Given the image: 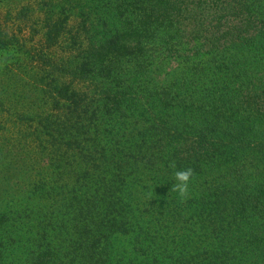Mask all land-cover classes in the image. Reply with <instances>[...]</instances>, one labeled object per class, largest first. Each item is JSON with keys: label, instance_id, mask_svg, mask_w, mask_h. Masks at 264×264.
Here are the masks:
<instances>
[{"label": "trees", "instance_id": "16d2710c", "mask_svg": "<svg viewBox=\"0 0 264 264\" xmlns=\"http://www.w3.org/2000/svg\"><path fill=\"white\" fill-rule=\"evenodd\" d=\"M51 1H56L48 11L53 45L60 44L58 37L66 31L75 32L67 62L54 65L51 74L60 71L75 82L95 85L101 100L87 106V114L78 109L86 94L75 90L72 81L54 78V83H48L49 94L57 93L58 103L64 96L72 97L75 107L67 113V118L73 114L69 119L44 124L48 135L76 147L82 163L87 159L106 163L105 151L114 155L119 150L116 132L99 125L102 117L111 114L144 124L139 130V159L115 164L117 171L107 175L105 195L118 189L119 176L128 164L141 166L145 176L154 168H167L160 184L146 185L152 187L159 205L172 212L190 206L208 211L200 216L207 233L203 241L208 244L196 250L191 240L178 258L173 254V260L167 256L153 263L197 264L202 251L204 264H264V0H191L206 12L228 11L210 20L200 14L195 19L186 16L187 0H154L155 7L149 0ZM72 17L77 26L70 30ZM183 18L197 21L192 37L180 29ZM10 43L0 25V50ZM136 111L144 121L136 119ZM80 115L91 122L80 129L92 126L90 131L81 139L74 135V140L60 133L75 126ZM57 126L59 132L53 129ZM148 126L156 143L144 146ZM83 141L92 148L87 149ZM189 168L187 192L172 190L175 172ZM89 175L85 172L83 178ZM69 197L68 205L87 203L80 208L89 219L84 225L72 218L76 233L65 254L56 253L52 245L32 247L30 225L18 217L22 211L5 209L0 213V264H112L117 238L104 233L100 224L105 236L97 233L98 227L90 224L95 214L89 198ZM103 218L110 232L129 230L123 220ZM92 225L93 232L101 235L87 240L85 231ZM211 241L217 246H210ZM173 242L177 247L184 244L180 238Z\"/></svg>", "mask_w": 264, "mask_h": 264}, {"label": "rangeland", "instance_id": "374dc122", "mask_svg": "<svg viewBox=\"0 0 264 264\" xmlns=\"http://www.w3.org/2000/svg\"><path fill=\"white\" fill-rule=\"evenodd\" d=\"M149 2L151 7L156 6L154 0ZM187 2L189 3L184 6V14H192L194 19L195 14L210 20L212 15L218 18V15H226L228 12L218 8L210 10V13L204 11L202 6L201 9L196 8L197 4L191 0ZM54 3L56 1L51 0H0V25L11 41L7 49L0 50V213L5 209L22 211L18 217L21 221L25 219L30 225L27 233L32 247L52 245L56 253L65 254L71 246V235L75 236L76 233L72 218L84 225L88 224L89 219L86 211L82 212L80 208V205H87L86 202L78 201L75 205H68L66 199L71 198L69 196L82 195L81 198H89V207L94 210L95 219L89 222L98 227L97 233L104 226V233L109 232L117 238L114 246L116 255H113L112 264H154V260H166L167 256L173 260L172 255L177 257L181 250L190 245L191 240L194 241L196 250L202 248L208 242L203 241L207 233L200 216L205 217L208 211L203 207L197 210L194 206L177 212L165 210L159 205L152 187H146L160 184L159 178L168 175L169 169L154 168V172L146 175L152 177H146L141 166L128 164L121 171L118 189L110 190L105 195V185L109 183L107 175L117 171L115 164L139 159V130L144 124L126 121L111 114L102 117L99 125L108 126L116 132V148L119 150H115L114 155L109 150L105 151L108 157L105 158L106 163L102 159H97L96 162H89L90 159H87L86 164L82 163L76 147L66 146L64 139L59 140L48 135L44 124L60 123L67 118V113L72 112L70 108L75 107L72 97L64 96L58 103L57 93L49 94L48 83H54V78L60 82L72 81L75 90L86 94L82 106L78 107L85 113L87 106L101 100L95 85L75 82L73 77L60 71L51 74L54 65L58 67L67 62L75 34L74 31H66L58 37L60 44L53 45L54 40L48 35V11ZM189 8L192 10L190 13ZM56 20L57 18L53 22ZM184 20L179 24L180 29L186 35L191 32L192 37L194 22L197 21ZM68 23L70 30L77 26L73 17ZM49 74L51 77L47 78ZM135 115L136 119L145 120L144 116L139 115V111ZM81 118L82 115L76 122L73 117L72 123L76 122L75 126L69 125L67 130L60 133L72 136L68 138L73 140L74 135L81 139L92 128L87 126L80 129L83 124H91L88 118ZM58 127L53 129L58 131ZM57 131L54 132L55 136H59ZM154 136L148 126L143 135L146 142L144 146L156 143ZM82 144L87 149L92 148L85 141ZM131 170L132 173H129ZM85 172L91 174L86 179L83 178ZM89 177L91 180L87 182ZM98 178L103 181L95 183ZM126 179L128 181L124 183ZM36 185L40 187L34 192ZM106 215L108 220H123L129 230L110 232L111 228L103 223ZM224 224L227 226V222ZM93 225L89 231H85L87 240L101 234L105 236L103 232H93ZM210 235L214 236L211 233ZM179 238L184 241L182 247H177L176 242H173ZM212 242L210 246L216 247L217 243ZM136 248H143L144 253ZM203 256V252H199L197 264H204Z\"/></svg>", "mask_w": 264, "mask_h": 264}, {"label": "clouds", "instance_id": "9594fccd", "mask_svg": "<svg viewBox=\"0 0 264 264\" xmlns=\"http://www.w3.org/2000/svg\"><path fill=\"white\" fill-rule=\"evenodd\" d=\"M191 176H192V170L190 168L177 170L175 172V180L177 181V183L173 185L172 190H177L181 194L186 193L188 190V184Z\"/></svg>", "mask_w": 264, "mask_h": 264}]
</instances>
